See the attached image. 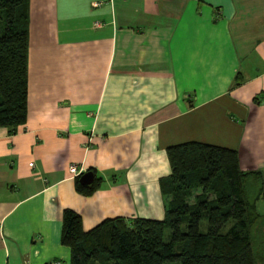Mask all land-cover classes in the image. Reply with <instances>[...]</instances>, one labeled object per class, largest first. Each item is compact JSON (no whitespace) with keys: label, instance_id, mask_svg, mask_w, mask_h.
<instances>
[{"label":"crops","instance_id":"0c3cea01","mask_svg":"<svg viewBox=\"0 0 264 264\" xmlns=\"http://www.w3.org/2000/svg\"><path fill=\"white\" fill-rule=\"evenodd\" d=\"M188 142L234 151L264 196V0H28L25 122L0 128V264H68L64 209L83 231L161 221L165 149ZM70 164L101 178L91 194Z\"/></svg>","mask_w":264,"mask_h":264},{"label":"trees","instance_id":"16d2710c","mask_svg":"<svg viewBox=\"0 0 264 264\" xmlns=\"http://www.w3.org/2000/svg\"><path fill=\"white\" fill-rule=\"evenodd\" d=\"M27 28L28 0H0V128L9 133L25 122ZM165 156L163 219L114 217L83 231L79 215L64 209L68 264H264L259 173L239 171L232 150L196 142L167 147ZM91 173L89 185L75 177L77 192L97 188L101 178Z\"/></svg>","mask_w":264,"mask_h":264},{"label":"water","instance_id":"95a60500","mask_svg":"<svg viewBox=\"0 0 264 264\" xmlns=\"http://www.w3.org/2000/svg\"><path fill=\"white\" fill-rule=\"evenodd\" d=\"M92 180H93V174L91 172L82 173L78 177V182L81 185H89L91 184Z\"/></svg>","mask_w":264,"mask_h":264},{"label":"built area","instance_id":"2783aa9c","mask_svg":"<svg viewBox=\"0 0 264 264\" xmlns=\"http://www.w3.org/2000/svg\"><path fill=\"white\" fill-rule=\"evenodd\" d=\"M29 166H32V163L29 164ZM68 172L73 176V177H77L79 175H81L83 172L80 168H77L76 165L74 164H70L68 166Z\"/></svg>","mask_w":264,"mask_h":264},{"label":"rangeland","instance_id":"374dc122","mask_svg":"<svg viewBox=\"0 0 264 264\" xmlns=\"http://www.w3.org/2000/svg\"><path fill=\"white\" fill-rule=\"evenodd\" d=\"M256 212L264 218V196L256 203Z\"/></svg>","mask_w":264,"mask_h":264}]
</instances>
